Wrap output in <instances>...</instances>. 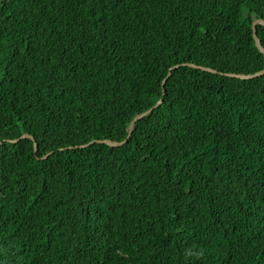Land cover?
<instances>
[{"label":"trees","instance_id":"16d2710c","mask_svg":"<svg viewBox=\"0 0 264 264\" xmlns=\"http://www.w3.org/2000/svg\"><path fill=\"white\" fill-rule=\"evenodd\" d=\"M254 18L0 0V264H264V71L225 74L264 69Z\"/></svg>","mask_w":264,"mask_h":264},{"label":"water","instance_id":"95a60500","mask_svg":"<svg viewBox=\"0 0 264 264\" xmlns=\"http://www.w3.org/2000/svg\"><path fill=\"white\" fill-rule=\"evenodd\" d=\"M256 23H262L264 24V20L263 19H260V18H254L251 22V27H252V36L255 40V43L257 44V46L260 48L261 51L264 52V48L259 44L258 42V39H257V36H256V28H255V24ZM196 66V65H194ZM208 69V68H207ZM209 70H212V69H209ZM214 71V70H212ZM264 71V69L262 70H259V71H256L254 73H250V74H243V73H225L226 75H229V76H235V77H240V78H248V77H253L255 75H258L260 73H262ZM170 74V72L167 73L166 77ZM166 77H164V80L166 79ZM163 80V82H164ZM161 99H159L152 107L148 108L147 110L139 113V114H136L133 119L130 121L129 123V126H128V134H127V137L130 135L131 133V130L133 128V123L136 119L142 117L143 115H146L154 106H157L159 103H160ZM20 137H30V135H28L27 133H23ZM126 138H124L122 141H107L105 140L107 143L111 144V145H118V144H122L126 141ZM15 139H12V140H9V141H14ZM34 140V139H33ZM97 141H104V140H97ZM93 142V140L91 141ZM33 150L34 152H36L37 150V145H36V142L33 141ZM46 155L42 156L45 157Z\"/></svg>","mask_w":264,"mask_h":264}]
</instances>
